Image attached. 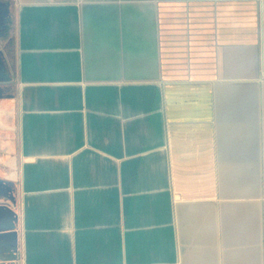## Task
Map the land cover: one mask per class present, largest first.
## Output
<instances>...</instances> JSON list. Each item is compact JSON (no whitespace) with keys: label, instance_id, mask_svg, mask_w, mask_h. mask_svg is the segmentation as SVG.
I'll return each instance as SVG.
<instances>
[{"label":"crops","instance_id":"crops-1","mask_svg":"<svg viewBox=\"0 0 264 264\" xmlns=\"http://www.w3.org/2000/svg\"><path fill=\"white\" fill-rule=\"evenodd\" d=\"M10 21L0 264H264V0H0V46Z\"/></svg>","mask_w":264,"mask_h":264},{"label":"rangeland","instance_id":"rangeland-1","mask_svg":"<svg viewBox=\"0 0 264 264\" xmlns=\"http://www.w3.org/2000/svg\"><path fill=\"white\" fill-rule=\"evenodd\" d=\"M0 50L2 52L1 56V64L0 67L2 66V72L3 75L0 77V80H3L4 82V88L6 90V94L8 93H13L14 89V38H13V24L10 21V29L9 32L7 33V36L5 38V41L3 44L0 46ZM12 99V98H11ZM13 103V102H12ZM13 113V112H12ZM15 113V112H14ZM12 127L9 129V136H7V139L10 137V140L16 139L17 131H16V124H15V116L12 117ZM16 148H14V151ZM12 156V155H11ZM14 156V155H13ZM12 170V165L11 168ZM12 174V171L11 173ZM11 181V180H10ZM9 183L8 186L10 185V188L15 191L16 190V185L12 181Z\"/></svg>","mask_w":264,"mask_h":264}]
</instances>
